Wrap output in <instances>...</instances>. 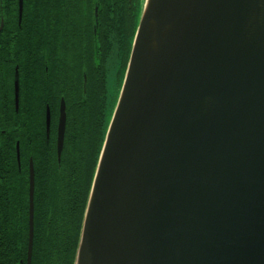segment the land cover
Returning <instances> with one entry per match:
<instances>
[{
    "label": "water",
    "instance_id": "1",
    "mask_svg": "<svg viewBox=\"0 0 264 264\" xmlns=\"http://www.w3.org/2000/svg\"><path fill=\"white\" fill-rule=\"evenodd\" d=\"M138 18L74 264H264V0H144ZM65 126L62 101L59 157ZM33 197L31 161L29 261Z\"/></svg>",
    "mask_w": 264,
    "mask_h": 264
},
{
    "label": "trees",
    "instance_id": "2",
    "mask_svg": "<svg viewBox=\"0 0 264 264\" xmlns=\"http://www.w3.org/2000/svg\"><path fill=\"white\" fill-rule=\"evenodd\" d=\"M134 0H0V264H26L29 213V162L35 171L34 245L32 264H74L87 201L109 123L107 91L100 99L101 120L95 156L82 196L72 193L71 177L64 173L65 147H56L59 95L55 67L61 53L86 65L87 43L100 36L130 51L137 25ZM99 7L95 31V7ZM100 16V17H99ZM102 17L105 20L102 21ZM84 19L83 23L81 20ZM133 21L131 29L129 22ZM13 32L20 43L10 46ZM85 35L86 55L81 42ZM14 48V49H12ZM84 59V60H83ZM79 77L80 72H78ZM18 77L20 98L13 101V81ZM4 84L9 86L4 87ZM84 101L71 106L72 115L85 120ZM9 102H6V100ZM50 108L47 134L46 109ZM65 145V143H64ZM64 173V174H63ZM81 185H78L80 188Z\"/></svg>",
    "mask_w": 264,
    "mask_h": 264
},
{
    "label": "flooded vegetation",
    "instance_id": "3",
    "mask_svg": "<svg viewBox=\"0 0 264 264\" xmlns=\"http://www.w3.org/2000/svg\"><path fill=\"white\" fill-rule=\"evenodd\" d=\"M103 20H105L104 17H102V21ZM2 23L3 20L1 21V24ZM19 37V35L14 36L13 32H11L8 36H6L5 39H7L10 46H13L20 43ZM117 45V43L112 42V47H110L109 40L107 42L106 38H103V36H100V39L98 36V38H96V41L94 42L92 40H89L87 43V48L89 51L87 57L85 58L87 63L86 65L77 67L74 64H77L78 62V59L76 57L68 54L66 51L63 52L64 55L62 54V52L58 51V53H61L62 59L57 60V65L55 67L56 72L54 77L56 93H58L59 98L61 97L59 100V115L56 134L58 138L60 106L63 101L66 112V126L64 132L65 145H63V147H65L64 173L71 177L72 188L70 189V192L79 193V197L83 195L81 193L82 188H84V184L85 182H87V179L89 177L88 174L92 171L95 156L94 148H96L95 145L97 143L98 132L100 130V124H97V122L101 120V110L99 102L104 94V90L107 91L108 74H113V71L116 70L114 59L117 56L116 48L119 47ZM120 63L121 57L119 58V64ZM124 67L125 64L123 62V69ZM78 72H80L81 78L79 77ZM7 86H9V84H4V87ZM13 90V101L15 104V81H13ZM87 94H89L88 100L85 104L87 117L85 120L80 121L79 119H75L76 116L74 117L72 115L71 106H75L79 103L82 104L85 99L84 96ZM106 97L108 103V91ZM6 102H9V100L7 99ZM70 104L71 106L69 108ZM83 180H85L84 184ZM79 184L81 185L80 188H78ZM29 231L30 230H28L27 257L25 258V260H21L22 263L25 262L26 264H32L33 256L34 234L29 261Z\"/></svg>",
    "mask_w": 264,
    "mask_h": 264
},
{
    "label": "rangeland",
    "instance_id": "4",
    "mask_svg": "<svg viewBox=\"0 0 264 264\" xmlns=\"http://www.w3.org/2000/svg\"><path fill=\"white\" fill-rule=\"evenodd\" d=\"M143 1L144 0H134L133 4L135 6V8L132 11V15L133 17L136 15L137 21H138V17L140 16L141 13V8L143 5ZM133 25V21L129 22V29H131ZM116 57H115V65H116V70L113 71V74H108L107 76V91H108V103H107V108H106V116L107 119L110 120L111 117V113L113 112L115 107V104L117 102V99L119 97V93H120V85L123 79V74H124V70H123V62L124 64L127 63V59H128V53L125 50L123 52V50L118 47L116 48ZM121 57V63L119 64V58ZM125 58V60H124Z\"/></svg>",
    "mask_w": 264,
    "mask_h": 264
},
{
    "label": "bare ground",
    "instance_id": "5",
    "mask_svg": "<svg viewBox=\"0 0 264 264\" xmlns=\"http://www.w3.org/2000/svg\"><path fill=\"white\" fill-rule=\"evenodd\" d=\"M83 23L85 22L84 19L81 20ZM81 47H82V52H83V55L85 56L86 55V44H85V35H83V40L81 42ZM84 60V59H83Z\"/></svg>",
    "mask_w": 264,
    "mask_h": 264
}]
</instances>
